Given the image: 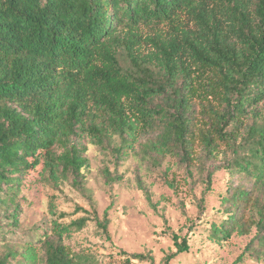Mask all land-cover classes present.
<instances>
[{"label": "trees", "instance_id": "trees-1", "mask_svg": "<svg viewBox=\"0 0 264 264\" xmlns=\"http://www.w3.org/2000/svg\"><path fill=\"white\" fill-rule=\"evenodd\" d=\"M86 141L114 171L130 153L148 170L174 160L202 186L199 213L224 170L210 237L253 234L244 253L264 259V0H0V193L38 167L45 184L85 195ZM100 173L109 191L122 178L108 165ZM109 197L101 218L88 196L90 211L51 221L39 253L8 247L0 264H99L64 240L93 221L111 243ZM19 208L7 212L13 221ZM172 243L161 264L189 251L187 236Z\"/></svg>", "mask_w": 264, "mask_h": 264}, {"label": "rangeland", "instance_id": "rangeland-1", "mask_svg": "<svg viewBox=\"0 0 264 264\" xmlns=\"http://www.w3.org/2000/svg\"><path fill=\"white\" fill-rule=\"evenodd\" d=\"M85 143L88 149V165L83 170L87 189L85 195L67 183L59 189L45 184L38 175V167L27 171L18 186L5 194L0 193V259L12 246L17 250L33 246L39 253V241L45 233H50L51 221L59 214L64 216L58 218L63 223L79 218L83 213H75L76 207L90 211L88 196L101 218L112 193L115 199L109 211L108 226L111 243L100 236L93 221L64 240L75 250L93 252L101 259L99 264H124V257L118 254L119 249L127 253L150 254L153 264H161L168 252L175 251L172 234L187 236L189 251L177 255L169 264H264L263 258L256 259L244 253L253 234H233L221 241L210 237L211 224H217L222 219V214L218 212L219 198L228 185L227 172L220 170L215 173L211 191L203 198V213H199L196 203L201 198L202 186L186 178L174 160H166L160 170H148L140 167V160L130 153L114 171L110 157L104 156L87 141ZM105 165L122 177L111 191L105 187L100 173ZM136 177L151 192L154 208L137 188ZM164 177L171 182V186L164 181ZM15 203L20 208L16 221H13L7 212L13 209ZM7 264H15V260ZM130 264L148 263L132 261Z\"/></svg>", "mask_w": 264, "mask_h": 264}]
</instances>
